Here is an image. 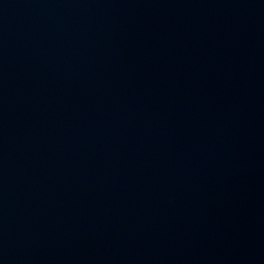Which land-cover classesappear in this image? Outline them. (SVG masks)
<instances>
[{
  "label": "water",
  "instance_id": "1",
  "mask_svg": "<svg viewBox=\"0 0 264 264\" xmlns=\"http://www.w3.org/2000/svg\"><path fill=\"white\" fill-rule=\"evenodd\" d=\"M0 264H264V0H0Z\"/></svg>",
  "mask_w": 264,
  "mask_h": 264
}]
</instances>
